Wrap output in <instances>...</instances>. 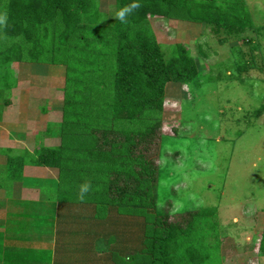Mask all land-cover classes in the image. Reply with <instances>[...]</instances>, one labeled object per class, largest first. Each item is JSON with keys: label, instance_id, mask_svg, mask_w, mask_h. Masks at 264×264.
Instances as JSON below:
<instances>
[{"label": "trees", "instance_id": "trees-1", "mask_svg": "<svg viewBox=\"0 0 264 264\" xmlns=\"http://www.w3.org/2000/svg\"><path fill=\"white\" fill-rule=\"evenodd\" d=\"M131 2L115 0L103 16L100 0H0V14L7 16L0 25V85L5 90L11 84L2 72L10 64L66 60L70 70L67 59L74 65L80 55H111L110 62L96 64L97 74L103 75L93 88L84 83L80 87L83 80H73L69 72L63 88L69 132L82 133L88 147L76 151V140L74 151L63 145L18 155L0 149L5 159L0 190L9 193L21 184L25 167L57 171L65 189L69 163L77 162L78 186L90 183L91 189L78 198L71 190H59L55 234L67 241L58 242L56 264H68L70 255L82 253L88 256L79 264H209L214 256L222 264L217 222H209L215 208L173 216L155 212L166 88L172 82L195 81L200 71L183 43L166 58L149 29V18L212 25L228 35L253 29L252 20L245 0H139L141 8L122 25L113 17ZM100 18L106 22L98 23ZM100 157L105 161L99 166ZM12 227L23 233L20 225ZM31 238H10L3 264H48L50 255L45 248L32 250ZM258 253L264 257V226Z\"/></svg>", "mask_w": 264, "mask_h": 264}, {"label": "rangeland", "instance_id": "rangeland-1", "mask_svg": "<svg viewBox=\"0 0 264 264\" xmlns=\"http://www.w3.org/2000/svg\"><path fill=\"white\" fill-rule=\"evenodd\" d=\"M245 3L253 29L240 35H228L207 24L149 18V29L166 58L176 44L183 43L200 71L197 80L172 82L166 88L155 212L173 216L215 208V218L209 222H217L222 264H264L258 253L264 226V0ZM114 6L115 0H100L103 16ZM105 22L100 18L98 23ZM88 55H80L74 65L67 59L70 70L66 60L65 64L22 62L4 68L2 73L11 86L5 90L0 85V148L18 155L41 146L63 145L72 151L76 140H80L76 151L88 147V138L82 133L69 132L71 118L63 112L68 72L73 80H83L80 87H92L103 75L97 74L96 64L111 61L110 54ZM104 161L100 157L99 166ZM4 163L0 157V169ZM75 163H69L65 189L55 170L26 167L21 186L0 196V238L5 237L6 217L10 228L20 222L23 236L32 240L38 234L30 248H45L50 255L48 264H56L58 242L65 245L67 241L58 240L55 234L59 230L55 224L58 195L71 190L75 198L80 193ZM20 187L23 197L18 199ZM9 231L15 233L16 229ZM207 240L214 243L211 237ZM5 244L0 245V264L6 259ZM82 254L70 255L68 264L86 262L88 253ZM209 264H218L216 256Z\"/></svg>", "mask_w": 264, "mask_h": 264}, {"label": "clouds", "instance_id": "clouds-1", "mask_svg": "<svg viewBox=\"0 0 264 264\" xmlns=\"http://www.w3.org/2000/svg\"><path fill=\"white\" fill-rule=\"evenodd\" d=\"M141 8V4L139 0H132V2L128 5H125L121 8H119L115 16L113 17L116 21H118L120 24H127L129 22V18L133 16L138 10ZM7 16L5 14H0V25H4L6 23ZM91 189V184L86 183L80 188V195L83 197L86 193H88Z\"/></svg>", "mask_w": 264, "mask_h": 264}, {"label": "crops", "instance_id": "crops-1", "mask_svg": "<svg viewBox=\"0 0 264 264\" xmlns=\"http://www.w3.org/2000/svg\"><path fill=\"white\" fill-rule=\"evenodd\" d=\"M0 149H5V148H0ZM32 168H37V169H43V168H41V167H32ZM25 169H26V167L24 168V171H25ZM46 169V168H45ZM57 172V171H56ZM57 176H58V174H57ZM16 186H21V184H16L14 187H13V189L16 187ZM21 187H20V192H19V194H18V199H20V198H22L23 197V195L21 194L22 192H21ZM6 195H7V193L6 192H4L3 190H0V196H2V198H4V197H6ZM16 194H15V190H13V192H12V197L14 198V200L17 198V195L15 196ZM24 203V201H20V204H23ZM3 208H2V206L0 205V211L2 210ZM6 213V212H5ZM10 223H11V221L9 220V218L8 217H6L5 218V224H6V231H5V237L2 239V238H0V245H2V244H4V242L6 243L5 244V247H6V245L8 244V241L9 240H11V239H14V238H18V237H20V236H22V234L21 233H18L17 231L15 232V233H10V231H9V229L10 230H12L11 228H10ZM13 225H15V227H17L18 225H20V222H18V223H12V226ZM3 230H4V223H3V228H2ZM16 229V228H15ZM0 234H1V232H0ZM11 235H14V236H11ZM13 237V238H12ZM32 237H34V235L32 236ZM11 238V239H10ZM34 240V239H33ZM6 251H7V248H6Z\"/></svg>", "mask_w": 264, "mask_h": 264}]
</instances>
